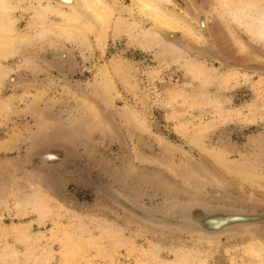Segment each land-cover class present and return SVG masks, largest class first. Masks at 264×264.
<instances>
[{"label": "rangeland", "instance_id": "1", "mask_svg": "<svg viewBox=\"0 0 264 264\" xmlns=\"http://www.w3.org/2000/svg\"><path fill=\"white\" fill-rule=\"evenodd\" d=\"M104 1L114 10L105 39L99 24L95 34L77 28L82 39L54 37L44 47L31 35L0 57V100L14 101L11 114L0 116V264H264V189L227 176L215 159L264 175V74L198 54L187 45L192 39L156 29L136 0ZM38 2L10 0L17 34L62 23L38 19ZM196 2L209 10L223 56L264 66L254 30L264 0ZM171 3L169 11L192 14L188 0ZM252 4L262 9L246 12L254 25H234L227 11ZM118 19L135 29L116 34ZM150 32L160 41L144 48ZM49 45L65 50L69 65L52 62ZM104 74L111 105L98 93L108 89ZM49 153L58 157L42 159ZM103 188L130 198L125 207L137 218L175 227L186 221L188 233L217 239L148 228Z\"/></svg>", "mask_w": 264, "mask_h": 264}, {"label": "bare ground", "instance_id": "2", "mask_svg": "<svg viewBox=\"0 0 264 264\" xmlns=\"http://www.w3.org/2000/svg\"><path fill=\"white\" fill-rule=\"evenodd\" d=\"M136 1L138 7H140L141 9V12L144 13L148 17V19H150L153 22V25L156 29H159L162 32L181 33L183 36L192 39L193 44L190 42L187 43L188 47L197 50L198 53H200L201 55L207 56L209 59L215 62H219L220 65L221 63L226 64L229 67H233L230 65H236L219 52L220 49L218 45L219 42L217 43V41H215L211 37L209 31L210 12L207 9V7H205L204 5L197 3L196 0H190L189 3L192 10V14L190 15L187 12H182V14L179 15L177 11L175 10L169 11L168 9L165 8V5L172 4L171 0H136ZM15 10L16 7H14L10 3V0H0V57L4 53H10L15 43L31 41L29 38V36L31 35L35 42L42 44L41 46H43L44 44L51 43V40L54 37L61 38V41L62 38H66L67 40L70 41L78 37L82 39L83 32L78 30L77 28H82V30L85 31L86 33L95 34L97 32L96 25L99 24L104 34L103 39H105V35L108 29L110 28L114 18L113 8L110 6L108 2L104 0H39L38 6L35 8L36 17L41 21H46L49 16H54V17H58V19H61L62 23L59 25L51 24L52 26H48V27L41 26L40 27L41 31L35 35H33V33L17 34L15 32V28L12 22L10 21L11 19L10 16L14 13ZM238 10L233 9L232 11H227L228 16L232 20V23L238 27H241L243 24H249L250 26L254 25L253 22L249 19V17H247L248 10L260 14L262 12L261 11L262 9H260L259 11L257 10L256 5L242 9L241 13H239ZM223 19L225 22L224 23L226 28L225 30H227L235 46L240 50L242 54L249 55V49L238 36L237 30L230 26V24L225 20V17ZM131 26H133V24H131ZM131 26L130 25L127 26L123 22V20L118 19L115 21L114 31L116 34H119L121 32H128L130 31V28H132ZM254 30H256L255 33V36L257 37L256 40L264 44V20H261L255 26ZM156 37L160 38L158 33L150 32L142 41L141 46L144 48L145 47L152 48L151 46L156 45L160 41ZM49 46L50 47L44 49V52H46L49 55L52 62H54L56 65L60 67H65L69 65L70 63L69 55L65 50H63L61 47L56 45H49ZM245 66H250L249 69H253L251 67H255L254 68L255 71L264 72V66H256L252 64ZM257 69H261V70H257ZM104 78H105L104 85H106L108 89H105L104 91L103 89L99 90L98 93L99 94L103 93L102 101L103 102L108 101V104L111 105L112 101L110 96L114 91L112 86L113 85L112 80L108 74H104ZM41 97L42 96H40V94L37 96V98L40 99ZM13 102L11 98L0 100V116H7L8 114H11L10 111L12 110ZM82 105L86 107V109L89 111V114L91 115V117H93L95 121L98 120L99 118V115L97 114L98 112L91 104L86 103V101H82ZM131 117L133 121L134 120L137 121V118L134 115H131ZM140 126H142V124H140ZM14 139L15 138H13V140ZM57 157H58L57 155L49 153L45 155L42 159H44L45 161H52L55 160ZM215 159L217 165L227 176L234 177V179H236L241 184L244 183L254 184L255 186H261L264 189V175L257 176L255 175L256 172L254 170H246L244 168H240V166L238 165H233L228 162L226 163L220 157H215ZM218 184L220 183L218 182ZM102 190L103 193L106 194V196L110 200L118 204L119 207L124 209L132 217L140 221L143 225L147 226L148 228L151 227L153 229H158L163 232L179 234V235L189 236L199 239H208V240L217 239V238H212L206 234L199 235L200 233L198 234L188 233L186 226L189 224H187L186 221H183L185 227H179V226L175 227L167 221H159L158 224H153L149 222V221H157L153 217L137 218L125 207V199L130 201V198L124 197L121 193L111 190L109 188H103ZM164 202L165 200L163 202H157V203L155 202L154 204H152V206L161 205V203ZM149 206L150 205H145V208ZM173 209H175V211L178 210L174 207ZM237 209H242V208H237ZM174 214L176 216H181L178 212ZM175 215L173 216L175 217ZM229 236L232 237V235ZM257 248L259 249V247Z\"/></svg>", "mask_w": 264, "mask_h": 264}, {"label": "water", "instance_id": "3", "mask_svg": "<svg viewBox=\"0 0 264 264\" xmlns=\"http://www.w3.org/2000/svg\"><path fill=\"white\" fill-rule=\"evenodd\" d=\"M189 2H190V0H189ZM193 51H195V52L198 53L197 50H194V49H193ZM198 54H200V53H198ZM200 55H201V54H200ZM202 56H204V55H202ZM205 57H207V56H205ZM207 58H208V57H207ZM234 64H236V63H234ZM221 65L224 66L225 68H227V69H231V70H242V71H246V72H254V73L264 74L263 71H255V70H254L255 67H251V68H253V69H249L250 66H245V65H243V64L230 65V66H233V67H229L228 65H226V64H222V63H221ZM247 65H250V64H247ZM257 70H261V69H257Z\"/></svg>", "mask_w": 264, "mask_h": 264}]
</instances>
